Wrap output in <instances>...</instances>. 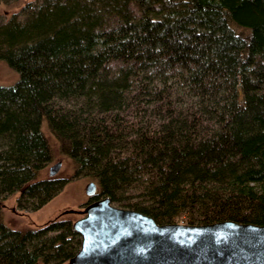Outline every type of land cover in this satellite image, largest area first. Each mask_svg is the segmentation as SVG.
Segmentation results:
<instances>
[{
	"label": "trees",
	"instance_id": "1",
	"mask_svg": "<svg viewBox=\"0 0 264 264\" xmlns=\"http://www.w3.org/2000/svg\"><path fill=\"white\" fill-rule=\"evenodd\" d=\"M20 3V5H19ZM0 210H36L48 136L99 196L150 215L264 224V0H0ZM41 124L45 125L44 130ZM69 219L13 229L0 264H66Z\"/></svg>",
	"mask_w": 264,
	"mask_h": 264
},
{
	"label": "water",
	"instance_id": "2",
	"mask_svg": "<svg viewBox=\"0 0 264 264\" xmlns=\"http://www.w3.org/2000/svg\"><path fill=\"white\" fill-rule=\"evenodd\" d=\"M60 161L48 167L54 175ZM84 192L98 194L89 180ZM71 222L79 234L67 264H264V224L220 220L157 223L150 215L115 206L108 196L86 202Z\"/></svg>",
	"mask_w": 264,
	"mask_h": 264
},
{
	"label": "rangeland",
	"instance_id": "3",
	"mask_svg": "<svg viewBox=\"0 0 264 264\" xmlns=\"http://www.w3.org/2000/svg\"><path fill=\"white\" fill-rule=\"evenodd\" d=\"M25 1L27 0H21V2ZM19 5H0V12L7 17L10 13L18 10ZM16 79L17 72L0 60V84H11ZM44 128L45 125L41 124V129L44 130ZM45 134L52 149V156L40 170L38 176L64 178V184L53 197L46 201L41 207L32 211L22 210L16 207L15 198L17 196V191L7 196L2 202L3 206L0 210V219L10 228L24 230L37 227L55 216L69 219L72 222L80 217L81 214L78 212L63 213V211L69 208L82 209L86 202H88V196L84 192V186L90 179L72 175L73 167L70 159L66 155L58 153L57 142L49 137L47 132H45ZM57 160L60 161L59 169L54 175L49 176L48 167ZM96 191H98L97 186ZM172 222L183 223L182 218H176Z\"/></svg>",
	"mask_w": 264,
	"mask_h": 264
}]
</instances>
